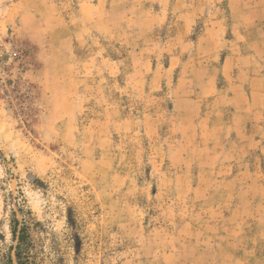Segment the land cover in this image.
<instances>
[{
  "label": "rangeland",
  "instance_id": "obj_1",
  "mask_svg": "<svg viewBox=\"0 0 264 264\" xmlns=\"http://www.w3.org/2000/svg\"><path fill=\"white\" fill-rule=\"evenodd\" d=\"M243 10L0 0V258L15 215L30 264H223V243L264 264V21Z\"/></svg>",
  "mask_w": 264,
  "mask_h": 264
},
{
  "label": "crops",
  "instance_id": "obj_2",
  "mask_svg": "<svg viewBox=\"0 0 264 264\" xmlns=\"http://www.w3.org/2000/svg\"><path fill=\"white\" fill-rule=\"evenodd\" d=\"M228 2H229V7L231 9V16H232L234 23H238V25H241L240 21L245 16V11L243 10V8H245V6H249L251 9V12H252L251 19L250 18L246 19V22L248 21L249 23L251 22V24L253 23L254 25H260L261 22L264 21V0H250V1H248V2H250V5H247V3H245V0H228ZM232 62H233V60L231 58H227L223 61V76H225L227 80L229 79L228 67L231 66ZM244 86H245V83L241 80H239V82L229 83L230 96L228 98L229 99L228 103H229V106L231 108H233L235 115H236V113L238 115H242V113L245 112V106H244V89H245V87ZM230 127L231 126H229V128H228V126L225 127V128H227V132L225 131L226 135L227 134H233V133L236 135H242L243 130L240 129L241 127L238 128L236 126V127H234V129H230ZM202 129H201V127L197 128V126L194 125L192 128H189L188 133L191 135L197 134V133L199 134ZM225 132L223 131V133H225ZM231 156H232V153L227 148V145L226 144L223 145V172H225L224 173L225 175L223 174V183L235 184L238 182V178H235V177L232 178L231 176H228V175L226 176V173L228 174L229 170L232 171L233 165H231V163H232L234 157L231 158ZM228 205L229 204H225V206H228ZM225 206L223 208H228ZM227 210L228 209H223V214ZM241 245H239V246H241ZM239 246L237 245L236 247L238 248ZM253 246L255 248L256 245H253ZM224 249H225V247H224V243H223V264H241L244 262L243 261L244 255H241L240 258L236 257V255L230 256V255L226 254L228 252H225Z\"/></svg>",
  "mask_w": 264,
  "mask_h": 264
},
{
  "label": "trees",
  "instance_id": "obj_3",
  "mask_svg": "<svg viewBox=\"0 0 264 264\" xmlns=\"http://www.w3.org/2000/svg\"><path fill=\"white\" fill-rule=\"evenodd\" d=\"M12 239L16 246L11 247L10 252L0 258V264H30L26 257L29 248V236L27 228H18V220L15 215L11 226Z\"/></svg>",
  "mask_w": 264,
  "mask_h": 264
}]
</instances>
